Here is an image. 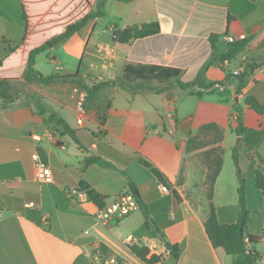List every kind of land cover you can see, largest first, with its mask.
I'll return each instance as SVG.
<instances>
[{
    "label": "crops",
    "instance_id": "1",
    "mask_svg": "<svg viewBox=\"0 0 264 264\" xmlns=\"http://www.w3.org/2000/svg\"><path fill=\"white\" fill-rule=\"evenodd\" d=\"M95 1L0 0V80H7L8 93L17 95L11 101L0 96V264H94L90 242L96 234L83 231L92 229L96 205L88 198L76 201L65 189L78 187L83 181L104 195L106 203L130 190L121 171L134 183L148 218L164 238L150 235L142 214L133 227L123 228L131 219L129 214L109 230L100 228L101 232L114 241L135 235L149 249V255L159 256L154 264H232L234 256L214 248L204 228L208 213L206 166L196 155L201 149L185 150L186 140L208 122H216L221 128L230 124L231 128L223 131L219 143L223 164L211 198L217 220L232 223L239 213L235 166L229 183L224 186L221 179L224 155L235 150L245 179L249 210L246 234L258 237L257 242L247 240L246 248L262 254L256 264H264V197L254 183L256 170L264 175V112L257 114L244 103L246 96L264 103V69L250 73L241 92L233 93L237 84L234 75L248 72L247 65L264 63V0H105L102 17L88 20L74 34L35 56L33 67L39 73L66 75L79 71L89 85L121 78L126 64L178 68L179 79L187 82L195 78L211 54V33L221 35L217 56L225 36L239 40L251 34L246 47L224 60L225 65L215 62L205 71L206 84L221 83L220 89L231 92L224 101L217 99L228 104L224 125L222 115L213 107H204L205 97L216 94L192 95L172 80L148 83L164 87V91L131 93L118 85L104 86L91 108L83 107L85 91L76 82L24 81L29 52L94 11ZM150 20L159 22L158 33L128 44L113 40V29ZM8 46L13 47L9 52ZM35 99L68 123L81 146L64 134L60 122L36 111ZM233 103L241 108V116ZM102 111L104 123L98 118ZM79 117L81 124L77 123ZM238 117L240 132L236 130ZM34 152L49 164L52 182L36 179ZM90 156L110 161L117 170L84 167L85 158ZM138 157L165 175L170 190L161 188ZM144 169L152 174L150 180L143 179ZM180 175L182 181L177 184ZM29 202L34 205L28 206ZM45 225L49 229H44ZM165 241L182 245L174 262Z\"/></svg>",
    "mask_w": 264,
    "mask_h": 264
},
{
    "label": "trees",
    "instance_id": "2",
    "mask_svg": "<svg viewBox=\"0 0 264 264\" xmlns=\"http://www.w3.org/2000/svg\"><path fill=\"white\" fill-rule=\"evenodd\" d=\"M104 2L105 0H96L95 1V10L85 14L83 17L77 21L71 23L66 27V29L50 39L46 40L41 45L33 48L28 55L27 68L24 73V81L28 83L32 82H50L53 80H71L78 83L85 91L84 101L82 103L84 108H91L94 106V103L97 98V92L100 88L107 85H118L129 90L131 93L140 92L144 89H151L156 91H164V87H152L148 85L149 82L157 80L159 83L173 81L177 83L181 88L189 90V93L196 96H203L204 94H216L219 101H224L226 97L231 95L229 89L217 88L215 83L206 84L204 81L205 71L207 67L215 62H223L224 60H230L237 52L241 51L246 47V45L252 39V35L249 34L242 39L233 40L228 42L223 41V49L221 54L217 56V44L218 38L221 36L218 33H211L208 37V41L211 47V54L206 62L201 66L197 75L194 79L183 82L179 79L181 70L174 67L155 65V64H126L123 68V75L121 78L114 80H104V81H94L90 85L87 84L79 76V71H76L73 74L66 75H43L36 71L33 67L35 56L46 49L54 47L57 43L68 38L79 30L88 20L95 17H102L104 15ZM20 10L22 11V18L25 21V12L23 6L20 4ZM230 17L227 18V24L230 25ZM160 31V25L157 20L145 21L138 24H129L122 28L113 29V40L119 44H128L133 40L138 38H143L156 34ZM225 36V34H224ZM226 37V36H225ZM13 47L8 46L6 48L7 52L11 51ZM256 69H264V63L258 65H247L248 72H243L240 75H234L237 79V84L233 90V93L239 94L241 89L247 83V77L250 73L254 72ZM218 84V83H217ZM218 85L221 86V83ZM193 88V89H191ZM0 96L4 101H11L16 98L17 95H12L8 93L7 80H0ZM244 103L248 109L253 110L257 114H262L264 112V103H259L252 96H246L244 98ZM33 106L39 114L48 113L52 118L56 119L63 126L64 134H67L71 139L79 146V142L75 131L68 125V123L55 111L51 110L44 102L40 99H35L33 101ZM234 109L238 112V116H241L242 110L238 107L237 103H233ZM98 118L101 123L105 121L104 111L98 113ZM236 130L240 132L241 128V119L238 117V125ZM223 130L216 122H208L199 126L198 134L190 136L185 143L186 152L192 150L201 149V160L206 166V174L204 179V184L207 188V199H208V213L204 220V228L206 234L213 245L214 248H221L226 254L234 256L232 264H256L262 258V254L255 250H248L246 248L245 238L251 242H257L258 237L253 235L246 234L247 222L249 218V210L246 204V195H245V179L242 175L241 169L238 164V158L236 156L235 150L232 152V160L235 166V174L238 181L237 186V195H238V206L239 213L237 219L228 224L220 223L217 220L215 207L212 202V189L214 182L219 175L223 164L222 158V149L219 146V143L223 139ZM211 136V138H210ZM43 159V157H42ZM138 162L144 167L148 168L151 173L156 178L157 182L163 185L166 189L170 190V183L168 182L165 175L156 168L148 160L138 157ZM92 166L96 169L106 168L117 170L116 166L110 161L100 157V156H90L86 157L84 160V167ZM121 174L126 178L127 184L131 191L136 190L134 183L131 181L130 177L124 172L121 171ZM182 181V176L180 175L177 184H180ZM254 183L256 188L261 190L262 196L264 197V175L256 170L254 172ZM78 187L82 190H85L87 193L88 200H90L96 207H100L104 204L105 196L98 193L94 189H90L83 181H80ZM172 194L178 198L175 190H172ZM135 195V194H134ZM139 208L143 212L144 216V225L150 235L157 236L159 230L148 218V212L145 205L141 202L140 196L135 195ZM28 216L31 218V214L28 213ZM40 223L39 220H36ZM44 229H49V226H43ZM181 244H168L166 249L169 251V257L174 262L178 258L179 252L181 251ZM149 249L147 247H142L137 252L140 256H144ZM159 256L152 254L150 262L157 261Z\"/></svg>",
    "mask_w": 264,
    "mask_h": 264
},
{
    "label": "built area",
    "instance_id": "3",
    "mask_svg": "<svg viewBox=\"0 0 264 264\" xmlns=\"http://www.w3.org/2000/svg\"><path fill=\"white\" fill-rule=\"evenodd\" d=\"M224 39L228 42L234 40L229 36H226ZM226 63L227 61H223L222 66ZM215 87L220 88L221 86L215 84ZM81 121L82 119L80 117L77 118L78 124H81ZM32 160L36 179L45 183L52 182L53 176L51 168L41 158L38 152L32 154ZM161 188L166 189L163 185H161ZM65 193L78 202H82L88 198L86 192L77 186L66 188ZM33 205V202L28 203V206ZM138 208L139 203L131 190L123 191L114 196L109 202L104 203L100 207H96L95 213L93 214L92 229H85L83 231L85 234H90L91 231H94L96 234V237L90 242V258L94 264H154V262H150L151 255H149V251L144 256L138 254L137 251L146 246L135 235L128 234L118 239V241H114L101 232L100 229L109 230L121 219ZM247 240L245 238V242Z\"/></svg>",
    "mask_w": 264,
    "mask_h": 264
},
{
    "label": "rangeland",
    "instance_id": "4",
    "mask_svg": "<svg viewBox=\"0 0 264 264\" xmlns=\"http://www.w3.org/2000/svg\"><path fill=\"white\" fill-rule=\"evenodd\" d=\"M178 90V89H177ZM195 101H199V98H192ZM205 106L206 108H211L213 107V110L216 114L218 115H222V124H226V119L223 120V118H226V114L228 112V104H224L221 102H218V96L217 95H211V96H207L205 97ZM204 101V100H203ZM226 128V129H225ZM225 128H222L223 131L225 130H231L230 128V124L225 126ZM228 132V131H227ZM211 138V136H210ZM201 153L202 152H197V156L201 158ZM127 164H130L129 161H127ZM130 166V165H129ZM233 160H232V153L231 151H227L224 155V166H223V172L221 174V179H222V184L225 186L227 184V182H230V179L233 177ZM152 174L150 173V171L148 169H144V177L143 179L145 180H150L151 179ZM132 213V212H131ZM130 213V217L131 219L128 220L129 222L127 224H123V228H130L135 226V221L139 219V217L141 216V214L143 215L142 211H134V213L131 214Z\"/></svg>",
    "mask_w": 264,
    "mask_h": 264
},
{
    "label": "water",
    "instance_id": "5",
    "mask_svg": "<svg viewBox=\"0 0 264 264\" xmlns=\"http://www.w3.org/2000/svg\"><path fill=\"white\" fill-rule=\"evenodd\" d=\"M133 193H134L135 195H138V191H137V190H133ZM158 236H159L161 239L164 238V236H163L162 234H159ZM165 245H168V242H167V241H165Z\"/></svg>",
    "mask_w": 264,
    "mask_h": 264
}]
</instances>
